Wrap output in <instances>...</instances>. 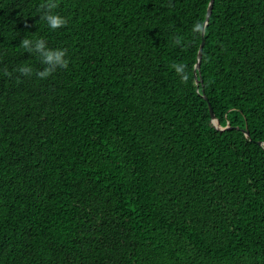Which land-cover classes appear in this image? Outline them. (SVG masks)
I'll return each instance as SVG.
<instances>
[{
    "label": "trees",
    "instance_id": "1",
    "mask_svg": "<svg viewBox=\"0 0 264 264\" xmlns=\"http://www.w3.org/2000/svg\"><path fill=\"white\" fill-rule=\"evenodd\" d=\"M209 1L0 0V264H264V0Z\"/></svg>",
    "mask_w": 264,
    "mask_h": 264
},
{
    "label": "clouds",
    "instance_id": "2",
    "mask_svg": "<svg viewBox=\"0 0 264 264\" xmlns=\"http://www.w3.org/2000/svg\"><path fill=\"white\" fill-rule=\"evenodd\" d=\"M43 7L45 8V12L41 19L45 21L46 26L50 31L64 27V21L52 12V9L55 8V4L52 3V0H48V3H46ZM202 30L203 25L199 22L194 24L192 29L194 34H200ZM21 43L22 47L28 53L36 55L39 58L40 63L44 66L43 70L36 74L40 79H45L56 71H63L66 67L67 61L63 59L64 52L62 50H45L44 42L39 38L34 41L25 39ZM174 43L177 46H180L182 39L180 37H176L174 38ZM172 67L181 80L187 79L185 66L183 64H174ZM18 71L22 74H30L32 69L24 66L20 67Z\"/></svg>",
    "mask_w": 264,
    "mask_h": 264
},
{
    "label": "water",
    "instance_id": "3",
    "mask_svg": "<svg viewBox=\"0 0 264 264\" xmlns=\"http://www.w3.org/2000/svg\"><path fill=\"white\" fill-rule=\"evenodd\" d=\"M213 2H214V0H210L209 1L208 7H207V12H206L205 24L207 23L210 15H211L212 7H213ZM203 34H204V32H202V36H203ZM203 44L204 43L202 41L201 44H200V46H199V49H198L196 63H195L194 70H193V74H194V77H195V83L196 84H198L197 72H199V69H200V61H201V57H202ZM208 108H209V112H210V116H211V121H212L213 125L215 126L216 129H220V126L218 124V121L214 117V114H213V111H212V108H211L210 104H208ZM224 129H226V127ZM245 135L247 136L248 135V132H245Z\"/></svg>",
    "mask_w": 264,
    "mask_h": 264
}]
</instances>
